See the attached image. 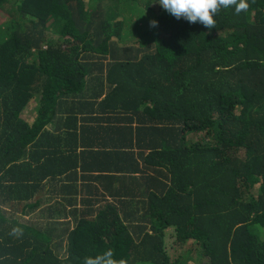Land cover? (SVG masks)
<instances>
[{
    "label": "trees",
    "instance_id": "16d2710c",
    "mask_svg": "<svg viewBox=\"0 0 264 264\" xmlns=\"http://www.w3.org/2000/svg\"><path fill=\"white\" fill-rule=\"evenodd\" d=\"M158 2L0 0V264H264V0Z\"/></svg>",
    "mask_w": 264,
    "mask_h": 264
},
{
    "label": "clouds",
    "instance_id": "9594fccd",
    "mask_svg": "<svg viewBox=\"0 0 264 264\" xmlns=\"http://www.w3.org/2000/svg\"><path fill=\"white\" fill-rule=\"evenodd\" d=\"M230 2L231 0H219L224 6H228ZM158 3L163 10L178 20L184 18L192 24L199 22L209 29L214 28L213 16L218 9V0H159ZM246 7L245 3H241L237 11ZM157 23L151 21L150 26L156 27Z\"/></svg>",
    "mask_w": 264,
    "mask_h": 264
},
{
    "label": "rangeland",
    "instance_id": "374dc122",
    "mask_svg": "<svg viewBox=\"0 0 264 264\" xmlns=\"http://www.w3.org/2000/svg\"><path fill=\"white\" fill-rule=\"evenodd\" d=\"M153 7V6H152ZM156 11H157V8H156ZM145 23H148V21H146ZM41 203L43 202H46V199H42L40 201ZM54 203L53 201L50 202V204ZM45 205H43L42 207H39L38 209L36 210H33V211H28L26 215L22 216L20 218V222L24 223V224H32V223H46L48 220L47 219H42L41 218V214H45ZM64 215V213H63ZM61 216L60 217V220L59 221H63L64 219V216ZM56 219H57V216H56ZM68 220L66 221H69L70 218H66Z\"/></svg>",
    "mask_w": 264,
    "mask_h": 264
}]
</instances>
